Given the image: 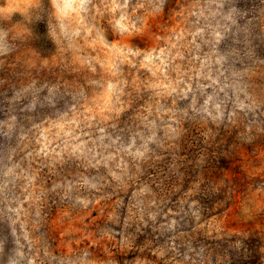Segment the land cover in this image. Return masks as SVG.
I'll return each mask as SVG.
<instances>
[{
	"label": "clouds",
	"instance_id": "9594fccd",
	"mask_svg": "<svg viewBox=\"0 0 264 264\" xmlns=\"http://www.w3.org/2000/svg\"><path fill=\"white\" fill-rule=\"evenodd\" d=\"M0 264H264V0H0Z\"/></svg>",
	"mask_w": 264,
	"mask_h": 264
}]
</instances>
